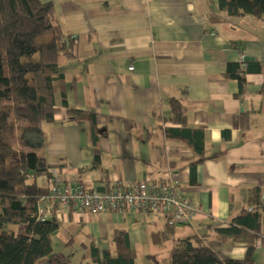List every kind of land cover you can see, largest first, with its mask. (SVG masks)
Masks as SVG:
<instances>
[{"label":"crops","instance_id":"0c3cea01","mask_svg":"<svg viewBox=\"0 0 264 264\" xmlns=\"http://www.w3.org/2000/svg\"><path fill=\"white\" fill-rule=\"evenodd\" d=\"M43 1L53 2L65 34L75 39L72 57L59 63L68 107L59 93L54 122L21 133L15 147L34 150L52 173L90 191L171 181L200 211L191 224L172 227L165 241L163 213L66 212L52 241L68 264H95L93 244L113 249L121 231L128 232L136 264H158L190 235L221 257L244 258L245 244L223 240L217 230L249 207L251 189L260 188L264 199V22L230 17L218 0ZM245 61L260 63L261 71L246 75L239 96L231 74ZM175 100L184 125L172 119ZM88 113L96 115L95 140ZM183 127L204 131V161L181 138ZM37 182L50 186L46 177ZM255 256L264 264V238Z\"/></svg>","mask_w":264,"mask_h":264},{"label":"trees","instance_id":"16d2710c","mask_svg":"<svg viewBox=\"0 0 264 264\" xmlns=\"http://www.w3.org/2000/svg\"><path fill=\"white\" fill-rule=\"evenodd\" d=\"M218 5L230 17L250 16L264 22V0H218ZM74 42V37L65 34L52 1L0 0V264H68L53 248L52 236L61 227L57 207L47 220L38 219V203L50 191L53 167L34 150L18 149L15 143L21 133H34L41 124L54 122L59 93L68 107L59 63L72 57ZM252 71H261L260 63L245 61L231 74L238 81L239 96L245 93L246 75ZM172 112L173 121L186 123L181 101H173ZM68 113L85 115L72 109ZM88 115L95 140L96 115ZM181 129V138L199 157L197 162L204 161V131ZM39 177L48 178L50 186L39 184ZM248 205L228 227L217 230L223 240L245 244L244 258L221 257L203 238L190 235L175 243L169 256L158 264H257L256 243L264 238L260 188L251 189ZM167 224L161 241L177 227L169 219ZM91 254L95 264H136L137 259L127 231L116 236L113 249L101 251L93 244Z\"/></svg>","mask_w":264,"mask_h":264},{"label":"built area","instance_id":"2783aa9c","mask_svg":"<svg viewBox=\"0 0 264 264\" xmlns=\"http://www.w3.org/2000/svg\"><path fill=\"white\" fill-rule=\"evenodd\" d=\"M131 70L134 69L132 66ZM50 191L39 200V221H45L56 209L57 218L71 211L75 215H98L124 212L163 213L171 225L191 224L200 214L198 206L181 195L173 182L143 180L127 184L115 183L109 190H87L79 181L71 183L53 172Z\"/></svg>","mask_w":264,"mask_h":264},{"label":"rangeland","instance_id":"374dc122","mask_svg":"<svg viewBox=\"0 0 264 264\" xmlns=\"http://www.w3.org/2000/svg\"><path fill=\"white\" fill-rule=\"evenodd\" d=\"M53 246H54V249H55V252H62L63 251V249L64 248H62L60 245H58V246H55L54 244H53ZM147 260V259H146Z\"/></svg>","mask_w":264,"mask_h":264},{"label":"water","instance_id":"95a60500","mask_svg":"<svg viewBox=\"0 0 264 264\" xmlns=\"http://www.w3.org/2000/svg\"><path fill=\"white\" fill-rule=\"evenodd\" d=\"M98 192H101V190H97ZM103 191V190H102Z\"/></svg>","mask_w":264,"mask_h":264}]
</instances>
